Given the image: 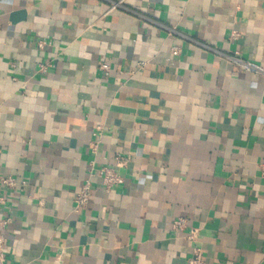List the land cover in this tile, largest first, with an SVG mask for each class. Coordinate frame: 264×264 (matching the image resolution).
Wrapping results in <instances>:
<instances>
[{
	"label": "crops",
	"instance_id": "obj_1",
	"mask_svg": "<svg viewBox=\"0 0 264 264\" xmlns=\"http://www.w3.org/2000/svg\"><path fill=\"white\" fill-rule=\"evenodd\" d=\"M261 162L264 0H0L6 264H264Z\"/></svg>",
	"mask_w": 264,
	"mask_h": 264
},
{
	"label": "built area",
	"instance_id": "obj_2",
	"mask_svg": "<svg viewBox=\"0 0 264 264\" xmlns=\"http://www.w3.org/2000/svg\"><path fill=\"white\" fill-rule=\"evenodd\" d=\"M236 62H238L242 67L248 70H252L255 72H261L263 69L251 62L244 61L240 58H235ZM42 69L45 70L46 66L42 65ZM96 145H93V149L95 150ZM124 164L123 160L117 161V166H121ZM261 175L264 177V162L260 163ZM100 174L102 176V183L106 190H110L112 187L121 184L124 179L123 177L115 170L113 167H103L100 170ZM2 181L8 186H14L16 180L12 176L2 177ZM93 188L92 182L90 179L86 180L79 191L76 194V206L83 207L86 206L89 201L92 199ZM5 199L0 196V203H4ZM9 222V218L2 217L0 218V262L1 264H6V246H7V237H6V226ZM173 230L176 233L185 232L186 238L192 241H197L199 229L193 226H190L189 219L184 216H179L175 218L173 221ZM187 264H208L205 259L203 250L199 246H195L192 252V255L187 259Z\"/></svg>",
	"mask_w": 264,
	"mask_h": 264
}]
</instances>
